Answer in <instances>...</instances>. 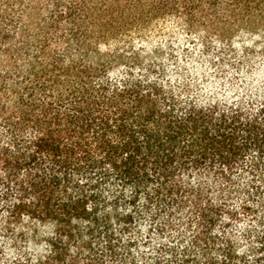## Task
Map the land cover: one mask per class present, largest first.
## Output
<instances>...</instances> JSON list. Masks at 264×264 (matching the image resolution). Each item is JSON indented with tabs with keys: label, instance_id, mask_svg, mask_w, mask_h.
Segmentation results:
<instances>
[{
	"label": "trees",
	"instance_id": "trees-1",
	"mask_svg": "<svg viewBox=\"0 0 264 264\" xmlns=\"http://www.w3.org/2000/svg\"><path fill=\"white\" fill-rule=\"evenodd\" d=\"M0 264H264V0H0Z\"/></svg>",
	"mask_w": 264,
	"mask_h": 264
},
{
	"label": "rangeland",
	"instance_id": "rangeland-1",
	"mask_svg": "<svg viewBox=\"0 0 264 264\" xmlns=\"http://www.w3.org/2000/svg\"><path fill=\"white\" fill-rule=\"evenodd\" d=\"M251 40H252V45H255V46H257V44L260 45L261 40L259 39V36H255L254 38H251ZM236 41L238 42L240 46H243V45L245 46V43H247L248 41V37L247 35L240 34L239 37H236ZM194 43H195V40H194ZM239 45H236L235 48L238 49Z\"/></svg>",
	"mask_w": 264,
	"mask_h": 264
}]
</instances>
